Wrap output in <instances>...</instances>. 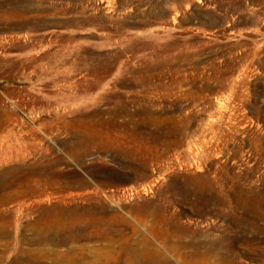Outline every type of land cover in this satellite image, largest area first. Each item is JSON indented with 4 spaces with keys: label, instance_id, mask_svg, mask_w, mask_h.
Masks as SVG:
<instances>
[{
    "label": "rangeland",
    "instance_id": "1",
    "mask_svg": "<svg viewBox=\"0 0 264 264\" xmlns=\"http://www.w3.org/2000/svg\"><path fill=\"white\" fill-rule=\"evenodd\" d=\"M0 184V264H116L98 216L264 264V0H0Z\"/></svg>",
    "mask_w": 264,
    "mask_h": 264
},
{
    "label": "bare ground",
    "instance_id": "2",
    "mask_svg": "<svg viewBox=\"0 0 264 264\" xmlns=\"http://www.w3.org/2000/svg\"><path fill=\"white\" fill-rule=\"evenodd\" d=\"M10 5V4H9ZM75 174V173H74ZM76 176V175H75ZM73 177V179H76V177ZM71 178V177H70ZM72 179V178H71ZM99 181L105 182L102 180V177L100 176ZM76 180H82V178L77 176ZM97 182V181H96ZM100 183V184H101ZM1 185V184H0ZM103 185V184H102ZM180 185V184H179ZM31 187V186H30ZM2 189V188H1ZM27 189V188H26ZM198 190V189H197ZM178 194V193H177ZM183 194V193H182ZM102 207V206H101ZM47 208L45 209L44 213H42L43 215L37 219L36 221V225H34V228H36L35 231V235L37 232V237L35 236V239L33 242H35V240H40V239H52L55 242L56 241H60V242H64L66 238H68L66 235V238L63 236L61 237V235L59 236L58 233L59 232H69L70 236L73 237L74 239L78 238V232L80 230L77 231V228H80L82 226L79 225V223H76L74 220H70L68 221V223H60L58 221V219L56 217H53L50 215H46L45 213L47 212ZM88 210V209H87ZM247 210V209H246ZM74 211V210H73ZM63 212V211H62ZM68 212V211H67ZM85 212V211H84ZM100 212V211H99ZM159 212V211H158ZM86 213V212H85ZM162 213V212H161ZM55 214V213H54ZM67 214V213H66ZM0 216H2L0 214ZM156 216V215H154ZM161 219L163 220V218L165 219V217H163V214L160 215ZM4 218V216H2ZM1 217V218H2ZM8 217V216H7ZM115 217V218H114ZM114 222H119L120 224H126V225H130V221L126 220L124 218V216H120V215H114ZM0 218V219H1ZM6 218V217H5ZM4 218V219H5ZM109 219V218H108ZM168 220V219H167ZM3 221V220H1ZM7 221V220H6ZM5 223H8L6 222ZM65 221V220H64ZM87 224L88 227H92L94 229V232L91 233L92 235H89L91 237H94L98 240H102V241H106L107 240V245H109L110 247L114 248V260L117 262L116 264H173V262L166 256V251L172 250L174 249L176 252V254L179 252V248L182 246H184V248H187L188 252L187 254L183 255L182 258V264H209L210 260L212 259L215 264H216V260L221 261L223 257L222 256H217L216 254V245L218 244L216 242V238L214 239H208L206 242H202L200 240H196V238H198L197 236L199 235L198 231H192V237L190 238L189 241H187V243L182 244L180 247L179 246H175L172 244H169L168 246H165L166 248L160 249L158 247H156L155 245L152 244V242L150 241V239L146 236H142L139 241H141V243H143V246L138 247V245H132V243L130 244L128 242V244L124 243V245H118V239L115 237V234H117L119 232V228L110 223L112 220L110 219L107 220L103 217H89V219H87ZM177 221V220H176ZM66 222V221H65ZM78 222V221H77ZM84 222V221H83ZM162 222V221H161ZM4 222H2V224H5ZM86 223V220L85 222ZM154 224L150 223V229L149 230H153L156 229V226H158L155 222H153ZM249 224V223H248ZM1 225V224H0ZM119 225V224H118ZM3 226V225H2ZM31 226V225H30ZM171 226V225H170ZM5 225L2 228V230L4 229ZM133 230H136L135 227L130 226ZM91 228V229H92ZM246 228V227H245ZM90 229V228H89ZM177 229V228H176ZM33 230V228H32ZM121 230V229H120ZM9 231V230H8ZM92 231V230H91ZM157 231V230H156ZM161 231V230H160ZM165 231V230H164ZM190 231V230H189ZM3 232V231H2ZM1 232V234H2ZM149 232V231H148ZM147 232V233H148ZM162 232V231H161ZM179 234H184L188 232V229H186L185 227H182L180 225L179 229H178ZM77 233V234H76ZM86 233V232H85ZM125 233V232H124ZM134 233V231H133ZM171 233V232H170ZM33 234V235H34ZM65 234V233H64ZM81 234V233H80ZM157 234V233H156ZM155 234V235H156ZM160 234V233H159ZM119 235V234H118ZM116 235V236H118ZM164 235V234H163ZM179 235V239L182 238V236ZM2 236V235H1ZM8 236V235H7ZM89 236L87 238H89ZM123 236V234H122ZM138 236V235H137ZM29 237V236H28ZM163 237V236H162ZM171 237V236H170ZM24 238V237H23ZM34 238V237H33ZM28 239V238H27ZM166 239V238H165ZM32 240V238H31ZM30 240V241H31ZM46 240V239H45ZM120 240V239H119ZM152 240V239H151ZM205 240V239H204ZM136 241V240H135ZM138 241V243H140ZM43 242V241H42ZM47 242V241H46ZM39 243V242H38ZM120 243V242H119ZM134 243V242H133ZM172 243V242H171ZM55 244V243H54ZM176 244V243H175ZM44 245V244H43ZM178 245V244H177ZM219 245V244H218ZM189 248V249H188ZM218 249V248H217ZM226 249V248H225ZM43 250V249H42ZM185 250V251H187ZM227 250V249H226ZM181 251V250H180ZM184 251V250H183ZM228 251V250H227ZM49 252V251H48ZM53 252V251H52ZM42 253V252H41ZM87 253V252H86ZM84 253H79L76 254V256L73 259V263L71 264H92L94 260L91 259H87L85 256L86 254ZM224 253V252H222ZM40 254V252H39ZM180 254V252H179ZM178 254V255H179ZM182 254V252H181ZM228 255V254H227ZM224 255V256H227ZM173 257V256H172ZM175 257V256H174ZM173 257V258H174ZM182 257V256H181ZM43 258V257H42ZM89 258V257H88ZM175 259V258H174ZM180 259V258H178ZM177 259V260H178ZM225 259V258H224ZM98 260V259H97ZM96 261V260H95ZM180 261V260H178ZM175 263V262H174ZM220 263V262H219ZM227 264V263H226Z\"/></svg>",
    "mask_w": 264,
    "mask_h": 264
}]
</instances>
